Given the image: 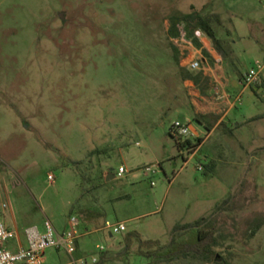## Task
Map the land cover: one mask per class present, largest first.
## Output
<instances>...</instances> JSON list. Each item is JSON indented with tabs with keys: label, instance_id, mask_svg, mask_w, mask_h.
Instances as JSON below:
<instances>
[{
	"label": "rangeland",
	"instance_id": "1",
	"mask_svg": "<svg viewBox=\"0 0 264 264\" xmlns=\"http://www.w3.org/2000/svg\"><path fill=\"white\" fill-rule=\"evenodd\" d=\"M192 11L221 15L232 80L264 65V0H0V204L23 246L27 228L50 220L61 231L77 216L76 258L88 264H264V69L186 165L170 135L202 102L184 79L180 33L168 35L170 17ZM107 220L126 231H102ZM196 222L209 262L146 255ZM130 234L142 246L127 248Z\"/></svg>",
	"mask_w": 264,
	"mask_h": 264
},
{
	"label": "built area",
	"instance_id": "2",
	"mask_svg": "<svg viewBox=\"0 0 264 264\" xmlns=\"http://www.w3.org/2000/svg\"><path fill=\"white\" fill-rule=\"evenodd\" d=\"M179 33L182 42L185 44V50H187V46L190 45L191 41L187 39L184 26L180 27ZM184 67L191 72L199 71L202 67V61L198 58L187 59ZM263 69L264 65L257 61L255 67L244 75L241 81L242 87H261L263 84L261 78ZM241 102L242 92L237 95L234 104L236 106ZM170 134L175 137L181 151L186 154V158H184L186 165L202 147L203 139L192 132L189 123L183 121H176L171 127ZM188 140H192V143L187 144ZM153 168L146 167L145 172H154ZM198 169L202 170V166L200 165ZM126 173L127 169L121 166L115 178H122ZM48 180L50 183L55 182L53 176H49ZM9 208L7 202L0 204V264H46L45 256L49 250L64 251L69 256V261L64 264H88L85 258H76L79 240L85 235L81 230V221L77 216H70L65 228L61 231L57 230L50 220L44 222L43 231H40L38 227L27 228V243L23 246L18 232L6 223L5 215ZM102 231H109L111 235L120 234L126 231V225L107 220L103 224ZM13 242L16 243L14 247L10 244ZM97 248L101 253L105 251L102 246H97ZM96 262L97 259L94 258L92 264H96Z\"/></svg>",
	"mask_w": 264,
	"mask_h": 264
},
{
	"label": "trees",
	"instance_id": "3",
	"mask_svg": "<svg viewBox=\"0 0 264 264\" xmlns=\"http://www.w3.org/2000/svg\"><path fill=\"white\" fill-rule=\"evenodd\" d=\"M184 26L187 39L197 48H201L200 35L207 37L215 50L223 57V59H232L233 51L231 45L224 39L219 38L218 30L223 28V21L220 14H202L197 11H192L183 15H174L169 20L168 35L171 39H175L179 36V28ZM175 50V59L179 62V53ZM205 57L208 54L203 50ZM184 79L192 81L194 85L200 89L203 95H206L209 89V79L200 72L187 71L184 74ZM218 121V117L214 115H201L196 114L194 116V122L205 125L210 130L213 123ZM171 135V134H170ZM171 137L176 141L178 148L180 145L174 136ZM201 142V139L199 140ZM192 140H188L187 144H191ZM215 168L214 163H210L206 169V173L210 174ZM203 222H196L194 224L182 225L178 224L173 231V239L167 247H160L154 252H147L146 255L153 258L160 256L163 260L171 262L180 258H189L188 256L199 255L203 262H209L211 260L210 255L212 254L210 244L206 242L209 239V235L204 232L201 228ZM133 239H138L141 243L143 242L138 238L136 234H130L126 237V247L128 248ZM153 244V243H149ZM162 254V255H160ZM196 258V257H194Z\"/></svg>",
	"mask_w": 264,
	"mask_h": 264
},
{
	"label": "crops",
	"instance_id": "4",
	"mask_svg": "<svg viewBox=\"0 0 264 264\" xmlns=\"http://www.w3.org/2000/svg\"><path fill=\"white\" fill-rule=\"evenodd\" d=\"M198 36L200 37L199 39L202 47L197 48L190 43V45L187 46V50L190 53L188 59H201L203 67L201 72L209 79V89L206 95H203L198 88H196L195 91L190 89V91H194L193 93L195 96L198 95L202 99V102L200 100H198L199 102L193 100L192 104L196 108L195 115H214L218 117V121L212 124L210 130H208L205 125L193 122L195 115L192 118L187 116V118H184V121L190 124L193 133L203 139V146L209 135L220 124H223L229 115L237 110L238 105L235 106L234 104L237 95L241 92L242 95L249 91L255 92L257 87L243 88L241 81L245 74H240L239 72H237L235 79L232 80V73L226 68L225 60L218 51L215 50L211 41L200 34H198ZM203 50L208 54V57H205ZM186 84H191L192 86L190 88L193 86L194 88L196 87L191 81L186 82Z\"/></svg>",
	"mask_w": 264,
	"mask_h": 264
},
{
	"label": "water",
	"instance_id": "5",
	"mask_svg": "<svg viewBox=\"0 0 264 264\" xmlns=\"http://www.w3.org/2000/svg\"><path fill=\"white\" fill-rule=\"evenodd\" d=\"M60 18L63 19V15L60 14ZM112 178H114V174H113V170L109 171V176L106 178V181L111 180Z\"/></svg>",
	"mask_w": 264,
	"mask_h": 264
}]
</instances>
